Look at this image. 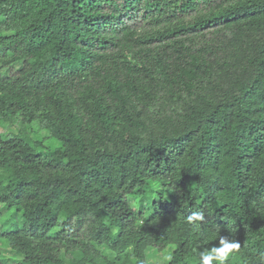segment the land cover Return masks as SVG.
Instances as JSON below:
<instances>
[{
	"label": "trees",
	"instance_id": "1",
	"mask_svg": "<svg viewBox=\"0 0 264 264\" xmlns=\"http://www.w3.org/2000/svg\"><path fill=\"white\" fill-rule=\"evenodd\" d=\"M11 213L0 264H264V0H0Z\"/></svg>",
	"mask_w": 264,
	"mask_h": 264
},
{
	"label": "clouds",
	"instance_id": "2",
	"mask_svg": "<svg viewBox=\"0 0 264 264\" xmlns=\"http://www.w3.org/2000/svg\"><path fill=\"white\" fill-rule=\"evenodd\" d=\"M156 185H154L155 187ZM205 219V214L203 211H192L185 218L186 223L192 225L193 228L199 233L200 232V222ZM219 236V234H218ZM201 241L210 239L204 233H200ZM202 243H198L196 248H202V250L197 251L194 248L193 252L189 255L191 264H228L230 257H235L241 247V244L235 238L229 239L228 237L219 236V245H213L210 248L202 247ZM162 260L167 262L172 260L171 254H165Z\"/></svg>",
	"mask_w": 264,
	"mask_h": 264
},
{
	"label": "rangeland",
	"instance_id": "3",
	"mask_svg": "<svg viewBox=\"0 0 264 264\" xmlns=\"http://www.w3.org/2000/svg\"><path fill=\"white\" fill-rule=\"evenodd\" d=\"M78 125V122L76 120H71L65 124L63 128H60L59 131H57V137L61 138L62 140L69 142L76 127ZM8 219H15L16 221H20V217L11 213L9 215H1L0 217V223L5 222ZM2 250H5V248H2ZM19 256H16L15 259L17 260ZM20 261V260H19Z\"/></svg>",
	"mask_w": 264,
	"mask_h": 264
}]
</instances>
